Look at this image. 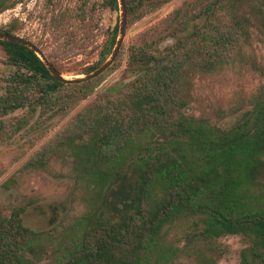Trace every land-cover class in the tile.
<instances>
[{
  "label": "trees",
  "instance_id": "1",
  "mask_svg": "<svg viewBox=\"0 0 264 264\" xmlns=\"http://www.w3.org/2000/svg\"><path fill=\"white\" fill-rule=\"evenodd\" d=\"M27 1L0 0V13ZM124 1L131 23L170 0ZM103 7L117 9L118 0L54 3L46 23L54 42L32 41L60 73L65 59L93 43ZM21 29L18 19L0 25L8 34ZM255 32L264 33V0H185L164 28L130 44L132 78L96 95L24 163L46 169L62 159L72 208L43 229L24 224L25 206L0 212V264H35L30 255L41 246L50 248L47 264H218L225 249L217 240L226 235L246 241L240 264H264V82L229 126L188 112L194 73L247 63ZM117 35L116 25L95 62L68 71L94 70ZM0 48L14 69L0 75V115L24 109L0 122L2 142L66 115L116 65L64 83L32 49L6 40ZM252 65L264 76V65Z\"/></svg>",
  "mask_w": 264,
  "mask_h": 264
},
{
  "label": "rangeland",
  "instance_id": "2",
  "mask_svg": "<svg viewBox=\"0 0 264 264\" xmlns=\"http://www.w3.org/2000/svg\"><path fill=\"white\" fill-rule=\"evenodd\" d=\"M81 0H29L16 4L13 8L0 13V25L18 19L22 25L20 35L36 41L48 36L52 43L53 37L46 27L48 17L55 4L61 7L74 5ZM185 0H170L159 8L131 23H126L124 38L114 59V68L106 71L94 91L84 98H79L64 116L54 117L41 124L34 135H23L0 141V212L7 214L13 207L22 205L26 210L23 214L25 225L34 229H43L73 206V180L66 174L62 159L55 157L46 169H28L24 163L34 151L47 141L57 130L96 95L106 89L126 84L132 76L126 71L127 53L130 44L139 43L145 38V32L164 28L173 9ZM88 2L105 3L106 0H87ZM120 7L110 9L103 7L98 14L99 27L93 43L86 50L75 54L70 60L63 62V75L73 78L72 68H80L95 62L99 58L100 48L110 40L112 30L120 21ZM118 37V36H117ZM52 47L60 51L57 44ZM248 61L242 65L228 66L211 72H196L192 77L189 98V113L194 117L204 116L212 122L229 126L237 121L240 113L249 107L251 96L264 82L262 76L253 68L264 65V33L255 32L253 42L245 49ZM4 53L0 48V75L13 72V68L2 63ZM108 58V57H107ZM113 64V63H112ZM24 109L0 115V122L12 117H19ZM220 112H227L219 117ZM230 112V113H229ZM229 113V114H228ZM29 124L35 117H28ZM41 123V121L39 122ZM44 131L41 136L39 132ZM69 160L67 159L66 162ZM217 242L224 247L225 253L218 264H240V251L246 245L245 239L239 235H226ZM35 264H47L51 259L48 246L36 248L31 253Z\"/></svg>",
  "mask_w": 264,
  "mask_h": 264
},
{
  "label": "water",
  "instance_id": "3",
  "mask_svg": "<svg viewBox=\"0 0 264 264\" xmlns=\"http://www.w3.org/2000/svg\"><path fill=\"white\" fill-rule=\"evenodd\" d=\"M118 5L120 7V21L118 26V37L116 38L115 44L112 48L111 53L109 54L108 58H106L98 67L87 74L76 75L73 78L65 77L62 73H60L49 61L46 54L43 50L32 40L17 35V34H8L5 32H0V40H6L10 42H15L26 46L32 49L36 55L43 61L45 66L47 67L50 74L56 79L64 83H81L90 79H93L103 73L114 61L117 56V53L120 49L124 38L125 26H126V6L124 0H118Z\"/></svg>",
  "mask_w": 264,
  "mask_h": 264
}]
</instances>
